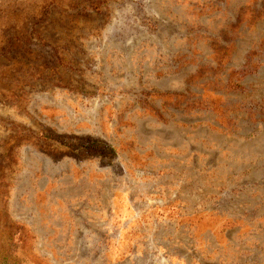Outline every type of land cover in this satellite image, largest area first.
Returning <instances> with one entry per match:
<instances>
[{"label":"rangeland","instance_id":"374dc122","mask_svg":"<svg viewBox=\"0 0 264 264\" xmlns=\"http://www.w3.org/2000/svg\"><path fill=\"white\" fill-rule=\"evenodd\" d=\"M0 264H264V0H0Z\"/></svg>","mask_w":264,"mask_h":264}]
</instances>
